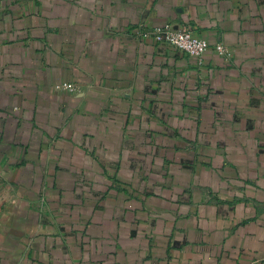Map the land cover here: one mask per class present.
Listing matches in <instances>:
<instances>
[{
  "label": "crops",
  "instance_id": "obj_1",
  "mask_svg": "<svg viewBox=\"0 0 264 264\" xmlns=\"http://www.w3.org/2000/svg\"><path fill=\"white\" fill-rule=\"evenodd\" d=\"M0 264H264V0H0Z\"/></svg>",
  "mask_w": 264,
  "mask_h": 264
},
{
  "label": "built area",
  "instance_id": "obj_2",
  "mask_svg": "<svg viewBox=\"0 0 264 264\" xmlns=\"http://www.w3.org/2000/svg\"><path fill=\"white\" fill-rule=\"evenodd\" d=\"M152 34L155 39L159 42L166 43L181 52L187 53L189 55L201 58L202 55L208 50L211 49V46L207 39L196 35L188 27H175L171 23H166L164 25L155 27ZM216 50L221 53L228 54V50L223 45H217ZM71 90L72 85H65Z\"/></svg>",
  "mask_w": 264,
  "mask_h": 264
}]
</instances>
